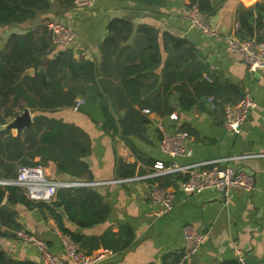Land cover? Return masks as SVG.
Listing matches in <instances>:
<instances>
[{
	"label": "crops",
	"instance_id": "crops-1",
	"mask_svg": "<svg viewBox=\"0 0 264 264\" xmlns=\"http://www.w3.org/2000/svg\"><path fill=\"white\" fill-rule=\"evenodd\" d=\"M209 1L214 12L208 15V21L217 32L215 37L205 36L184 19L189 0H163L155 6L133 0H96L88 9H76L72 2L71 6H66L64 0H50V9L38 13L32 20L0 26V47L10 33L39 29L50 21L58 20L72 28L76 33L74 45L59 46L51 37L54 51L44 58L46 62L65 49L71 50L77 59L99 61L100 45L108 35L107 26L112 19L130 21L135 27L144 24L157 29L160 34L167 32L184 39L206 66L205 76L218 86V90L209 95H199L196 104L188 110L178 105L174 93L161 103L160 110H171L169 113L159 114L145 107L141 113L148 122L140 138L128 136L124 139L111 130L106 131L100 121L91 120L73 107L51 114L79 126L90 139V153L81 158L88 166L90 179H86V174L82 179H72L57 173L52 161L41 166L50 179L78 182L79 185L70 187L90 188L102 198L107 208L105 217L90 226L75 224L62 208L57 209L64 227L81 237L82 247L79 243L77 246L83 252L100 251L105 247L104 240L116 248L97 264H176L184 249L183 227L187 224L204 237L198 250L184 264L238 262V254L248 264H264V69L248 72L243 61L226 46L228 35L239 28L237 6L249 7L262 0ZM261 33L264 35V28ZM159 82L143 98L151 96ZM244 93L250 94L255 105L238 132L227 131L223 126V106L236 102ZM135 109H139L138 106L135 105ZM27 110L33 122V114ZM91 111L95 112L94 109ZM173 112L178 115L176 121L169 119ZM160 126L168 133L182 130L188 135L191 152L188 156L174 158L176 164L218 160L220 165L228 164L251 173L253 190L232 189L227 196L214 188L187 193L179 188L187 174L151 175L156 160L170 161L159 148ZM10 131L15 135L20 130ZM120 162L134 166L131 176H124V170L118 174ZM168 180L171 183L167 185ZM159 184L173 191L172 206L164 213L159 212L158 206L148 198L152 186ZM0 186L5 191L0 206L6 205L16 213L15 221L20 229L44 240L52 253L68 262L55 233V230L59 231L55 219L47 211L41 212L37 208L8 205L5 187L10 185ZM16 231L0 224V250L13 261L41 264L35 246L23 244L15 236Z\"/></svg>",
	"mask_w": 264,
	"mask_h": 264
},
{
	"label": "trees",
	"instance_id": "trees-1",
	"mask_svg": "<svg viewBox=\"0 0 264 264\" xmlns=\"http://www.w3.org/2000/svg\"><path fill=\"white\" fill-rule=\"evenodd\" d=\"M133 1L145 6L163 2ZM64 2L71 6L72 0ZM50 3V0H0V26L32 20L38 13L47 12ZM193 5L207 18L214 12L209 0H189L187 9ZM236 19L239 37H254L264 42L261 33L264 0L249 7L239 4ZM107 29L108 35L100 45L99 61L77 59L71 50L65 49L44 62L54 51L46 25L7 36L0 47V180L14 179L20 166L45 165L48 161L55 164L57 173L72 179L91 178L87 164L81 160L90 153L89 136L74 123L51 116L60 109L74 107L79 99L82 100L77 108L80 112L93 121H100L106 131L111 130L125 139L142 137L148 122L141 113L145 107L159 114L169 113L171 110L160 108L171 93L176 94L178 105L188 110L196 104L199 95L218 90L216 83L205 76L206 66L198 60L195 49L184 39L167 32L160 34L144 24L135 27L130 21L118 18L112 19ZM125 41L130 42L120 46ZM158 80V89L143 98ZM135 105L139 109H135ZM24 109L31 111L33 122L29 128L13 135L4 126ZM117 111L124 113L120 115ZM117 168L118 174L124 170L123 175L128 177L134 172L133 165L123 162ZM170 183L168 180L167 185ZM5 189L8 205L22 204L47 211L55 219L58 230L81 247V237L64 227L57 209L62 208L68 219L84 226L103 220L107 210L102 198L86 187L59 188L50 203L27 199L18 186L10 185ZM15 214L8 206H0V224L14 231L20 229ZM103 245L104 249L116 251L105 240ZM0 264L29 263L13 261L0 250Z\"/></svg>",
	"mask_w": 264,
	"mask_h": 264
},
{
	"label": "built area",
	"instance_id": "built-area-1",
	"mask_svg": "<svg viewBox=\"0 0 264 264\" xmlns=\"http://www.w3.org/2000/svg\"><path fill=\"white\" fill-rule=\"evenodd\" d=\"M96 0H72L76 9H88L94 6ZM184 19L199 29L205 36L215 37L216 30L209 23L205 14L199 11L196 5L187 9ZM53 43L59 46L71 47L76 40V33L62 22L50 21L46 24ZM238 29V28H237ZM228 35L226 46L229 52L237 55L245 64L248 72L264 69V42L255 38H241L236 32ZM82 100H77L73 107L77 110ZM255 103L249 93H244L236 102L223 106V126L227 131L238 132L246 121L249 112ZM171 121H176L178 115L169 114ZM162 137L159 148L169 162L156 160L152 165L151 175L161 174H187L185 180L180 182L179 188L187 193H199L205 189L214 188L223 196H227L232 189L251 192L254 180L251 173L234 168L228 164L220 165L217 161H207L188 165L176 164V157L188 156L191 149L188 145V135L185 131L176 130L166 132L161 126ZM81 184V183H80ZM85 184V183H83ZM0 185H14L23 189L27 199L32 201L49 202L55 196L59 187L79 185L78 182H59L50 179L41 165L20 166L16 176L10 180H0ZM149 201L158 206L161 213L167 212L172 206L173 191L170 188L154 185L148 192ZM63 252L68 262L51 252L47 243L24 230H17L15 236L23 244H33L39 254L41 264H97L110 256L113 252L102 248L96 253L86 255L81 252L73 239L66 234L56 231ZM204 234L195 231L192 226L183 227L184 249L177 264H184L187 258L194 254L203 241ZM236 260L240 264H248L241 255Z\"/></svg>",
	"mask_w": 264,
	"mask_h": 264
},
{
	"label": "water",
	"instance_id": "water-1",
	"mask_svg": "<svg viewBox=\"0 0 264 264\" xmlns=\"http://www.w3.org/2000/svg\"><path fill=\"white\" fill-rule=\"evenodd\" d=\"M32 123V116L27 109L16 116L11 122L5 125L6 129H15L17 132L24 128H29ZM5 196L4 189L0 186V204Z\"/></svg>",
	"mask_w": 264,
	"mask_h": 264
},
{
	"label": "rangeland",
	"instance_id": "rangeland-1",
	"mask_svg": "<svg viewBox=\"0 0 264 264\" xmlns=\"http://www.w3.org/2000/svg\"><path fill=\"white\" fill-rule=\"evenodd\" d=\"M11 120H9L8 122H10ZM12 131H14V130H12ZM15 132V131H14Z\"/></svg>",
	"mask_w": 264,
	"mask_h": 264
}]
</instances>
